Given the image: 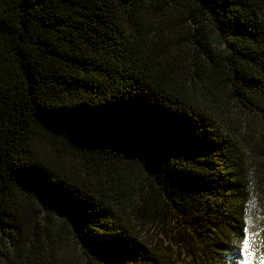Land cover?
<instances>
[{
  "label": "trees",
  "instance_id": "16d2710c",
  "mask_svg": "<svg viewBox=\"0 0 264 264\" xmlns=\"http://www.w3.org/2000/svg\"><path fill=\"white\" fill-rule=\"evenodd\" d=\"M150 226L264 259V0H0V264H168Z\"/></svg>",
  "mask_w": 264,
  "mask_h": 264
},
{
  "label": "rangeland",
  "instance_id": "374dc122",
  "mask_svg": "<svg viewBox=\"0 0 264 264\" xmlns=\"http://www.w3.org/2000/svg\"><path fill=\"white\" fill-rule=\"evenodd\" d=\"M199 233L201 234L202 231H199ZM143 235L146 243L149 242L155 245L162 255H166L168 264H233V260L226 257L225 252L215 254L214 252L205 253L198 250L195 243L197 239L194 234L193 242L186 239L188 243H192L191 247L180 246V244L170 241L166 236L160 234L158 229L151 226L145 228ZM143 235L141 234V238ZM176 237H179V235L176 234ZM60 248L61 253L57 254L54 264H86V258L77 249L69 236L62 237Z\"/></svg>",
  "mask_w": 264,
  "mask_h": 264
},
{
  "label": "snow or ice",
  "instance_id": "6c2138e0",
  "mask_svg": "<svg viewBox=\"0 0 264 264\" xmlns=\"http://www.w3.org/2000/svg\"><path fill=\"white\" fill-rule=\"evenodd\" d=\"M242 244H243V247L241 249V255L245 256V260L243 264H251L250 257L252 256V252L250 251V248L252 244H251L250 238L245 236V238L242 241ZM260 264H264V259L260 260Z\"/></svg>",
  "mask_w": 264,
  "mask_h": 264
}]
</instances>
